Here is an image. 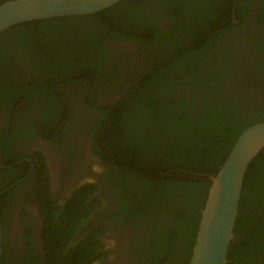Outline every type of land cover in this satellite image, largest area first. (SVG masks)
<instances>
[{
  "label": "trees",
  "instance_id": "obj_1",
  "mask_svg": "<svg viewBox=\"0 0 264 264\" xmlns=\"http://www.w3.org/2000/svg\"><path fill=\"white\" fill-rule=\"evenodd\" d=\"M7 1L11 0H0V5ZM261 4L264 7V0ZM231 6L232 0H122L92 15L38 20L0 33L1 108L6 105L8 110L17 99L24 100L50 132L67 121V111L61 103L56 111L55 105L43 100L50 94L43 96L37 89L55 78L70 79L75 70L86 71L94 79L90 96L102 83L115 84L122 74V64L110 52L111 44H135L144 53L155 50V56H147L148 73L110 111V128L105 126V116L89 124L106 133L107 145L102 151L118 163L101 166L100 181L109 186L105 190L107 212L99 214V223L94 219L90 224L121 226L111 244L101 245L99 239V232L106 234L110 228L85 226V230L83 225L102 205L96 195L98 185L84 182L63 204L54 202L46 164L40 153L35 155L44 264L189 263L209 177L217 173L238 136L264 122V103L246 88L233 95L223 91L239 85L229 70L233 53L228 57L225 42L226 36L244 26L246 13L244 8L241 23L230 26ZM220 38L223 47H210L220 43L216 42ZM253 39L259 44L258 54L245 69L252 87L260 91L258 86L264 85V35ZM85 49L94 50L86 55L87 60L79 54ZM106 55L107 60L102 59L95 68L98 60L94 57ZM11 65L30 67V77L21 79ZM72 70L73 74H68ZM260 78L263 83L257 82ZM73 81H85L86 85L89 80L80 77ZM202 84L206 93L193 95L201 98L199 102L190 105L184 95L181 97L182 87L196 92ZM46 91L50 93L49 88ZM16 117L22 130L32 133L35 124L24 106L14 111L13 121ZM50 117L53 121L44 123L43 119ZM13 170L16 175L21 168ZM14 177L2 190L18 181L19 177ZM124 229L127 232H122ZM77 230L82 234L76 235ZM226 259L227 264H264V149L245 175Z\"/></svg>",
  "mask_w": 264,
  "mask_h": 264
},
{
  "label": "flooded vegetation",
  "instance_id": "obj_2",
  "mask_svg": "<svg viewBox=\"0 0 264 264\" xmlns=\"http://www.w3.org/2000/svg\"><path fill=\"white\" fill-rule=\"evenodd\" d=\"M246 1L249 4V6H246L247 9L245 7ZM244 8L246 11L243 19L244 26L232 36H226L225 42L228 57H232L231 52L233 53L232 60L234 62L229 63V70L234 76H237L239 85L235 87L233 84L224 88L223 91L233 95V93L240 94L245 92L243 88H246L253 98L264 103V85L260 84L258 86L263 91H258L252 87L250 84L252 79L247 77L245 69V66L253 63L250 58L258 54L255 50H258L259 44L253 38L264 35V25L261 24V22L264 24V7L261 4V0H232L230 26L241 23L240 19ZM163 37H166V35ZM222 38L216 41H220V43H215V45H210V47L215 49L223 47ZM93 51L85 49L84 53L79 52V54L87 60L86 55ZM133 51L137 55L135 56L134 52L133 56H128ZM110 52L122 64L119 66V71L122 74L115 84L104 86L102 83V88L94 89L89 96V89L94 83L93 76L89 72H77L75 70V75L72 78H55L53 82H48L43 88L40 87L36 90L37 92H44L43 96L50 94L48 99L44 98L43 100L50 103L53 107L55 105L56 111L60 110L59 108L62 104L67 111L66 117H70V120L67 118L68 122L66 121L65 123V125L68 123V127L64 129V125L57 134V130L65 119L55 131L50 132L49 129L45 130V126L38 121L35 112L26 101L17 99L8 110H6L8 108L6 105L3 109L0 105V163L5 167L11 166L9 169L0 167V194L17 182L20 183L15 185L16 187L22 185L14 194L12 189L15 186L0 195V264H44L46 253L42 240L43 220L39 210V194L37 193L38 177L34 176V158L37 153L42 155L46 164L49 191L54 202L59 201V204H63L75 188L84 182H94L98 185L96 195L100 197L102 205L90 220L83 222L85 230L98 227L110 228L106 234H103V231L99 232V239L102 241L101 245L104 246H106V242L109 244L113 242L116 232H118L116 229L121 231V226L110 225V223L106 222L90 226L92 220L99 218V214L107 212L106 207L108 204H106L107 193L105 190L109 186L100 181L101 166L102 164H113L114 166V164L118 163L108 159L106 156L109 155L108 152L104 153L102 151V148H106L107 145V141L104 139L106 133L103 134L101 129L90 127L89 124L96 121L99 122L105 116L104 123L108 122V125L106 124L105 126L110 128L112 121L107 119L110 117V111L115 104L122 101L129 92H132L130 89L136 85L142 75L148 73L150 67H148L147 56H155V53H152L155 50L144 53V50L138 49L135 44L120 42L111 44ZM98 53L100 52L98 51L95 54L98 55ZM109 55L112 56L110 53ZM94 59L98 60V64H94L95 68L98 69L102 59L107 60V55L98 57V59L94 57ZM144 60L145 62L143 63ZM9 67L11 70L16 68V66L12 65ZM108 69L110 72L114 71L112 67L111 69L108 67ZM30 71V67L27 70L26 68H21V66H18L15 70L16 73L20 74L21 79L25 81L30 77ZM64 72H67V70H64ZM68 72V74H73L74 70ZM44 77L42 76L41 78ZM80 77H88V84L85 85V81H73ZM103 81L104 79H100L99 82ZM257 82L263 83V80L260 78ZM202 85L203 88L197 89L196 92H192L189 87H182L183 89L180 91L182 93L181 97L184 95L185 99L190 101V105L199 102L201 98L193 97V95L206 93L205 84ZM47 88H49L50 93L46 91ZM210 91L215 90L211 89ZM209 93L211 96L214 95L212 94L213 92ZM209 93L207 92L206 95ZM21 106H24L31 115L28 109L29 106L36 117L35 121L31 115L35 124V129L32 124V133L22 130L18 117L13 121L14 111ZM10 110L9 129L6 131ZM6 112L7 114L5 115ZM20 118H23V116L20 115ZM43 120L46 124L53 121L51 117L48 120L45 118ZM5 138L6 142L4 145ZM60 147L64 149V152L61 151ZM93 150H97L98 155L93 153ZM13 164L17 165L12 166ZM16 167H20L21 171L15 175V170H10ZM14 176L19 177L18 181L13 182L2 190L4 185L14 181ZM5 195L7 196L5 197ZM96 222L99 223L98 220ZM122 232L127 231L124 229ZM81 234V230L76 231V235Z\"/></svg>",
  "mask_w": 264,
  "mask_h": 264
},
{
  "label": "water",
  "instance_id": "obj_3",
  "mask_svg": "<svg viewBox=\"0 0 264 264\" xmlns=\"http://www.w3.org/2000/svg\"><path fill=\"white\" fill-rule=\"evenodd\" d=\"M120 1L122 0L7 1L0 5V33L14 26L38 20L92 15L110 8ZM28 109L36 121V117L29 106ZM10 116L11 110L8 115L6 131L9 129ZM65 123L66 120L56 134L62 130ZM5 142L6 138L4 145ZM263 149L264 122L244 130L236 139L217 173L209 177L210 186L200 211L199 225L188 264H227V250L233 237L244 178L250 164ZM15 165L17 164L12 166ZM0 167L11 168V166L5 167L1 163ZM19 183L13 184L1 194Z\"/></svg>",
  "mask_w": 264,
  "mask_h": 264
}]
</instances>
